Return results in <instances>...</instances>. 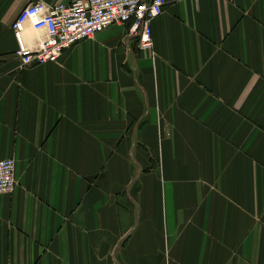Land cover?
<instances>
[{"label": "crops", "instance_id": "obj_1", "mask_svg": "<svg viewBox=\"0 0 264 264\" xmlns=\"http://www.w3.org/2000/svg\"><path fill=\"white\" fill-rule=\"evenodd\" d=\"M31 1L0 0V264H264V0H166L152 51L112 24L25 66Z\"/></svg>", "mask_w": 264, "mask_h": 264}, {"label": "built area", "instance_id": "obj_2", "mask_svg": "<svg viewBox=\"0 0 264 264\" xmlns=\"http://www.w3.org/2000/svg\"><path fill=\"white\" fill-rule=\"evenodd\" d=\"M166 0H73L50 3L32 0L16 16L12 29L17 40L16 55L21 64L38 65L57 61L62 52L76 42L91 38L112 24H129L138 38V47L152 51V21L164 9ZM46 36L36 46L27 43V22ZM16 159L0 158V192H12L17 183Z\"/></svg>", "mask_w": 264, "mask_h": 264}]
</instances>
